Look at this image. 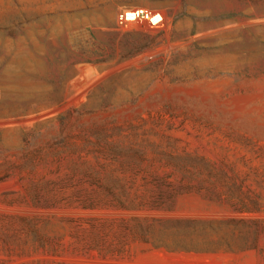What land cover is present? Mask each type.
Returning a JSON list of instances; mask_svg holds the SVG:
<instances>
[{
	"label": "rangeland",
	"instance_id": "1",
	"mask_svg": "<svg viewBox=\"0 0 264 264\" xmlns=\"http://www.w3.org/2000/svg\"><path fill=\"white\" fill-rule=\"evenodd\" d=\"M0 264H264V0H0Z\"/></svg>",
	"mask_w": 264,
	"mask_h": 264
},
{
	"label": "built area",
	"instance_id": "2",
	"mask_svg": "<svg viewBox=\"0 0 264 264\" xmlns=\"http://www.w3.org/2000/svg\"><path fill=\"white\" fill-rule=\"evenodd\" d=\"M164 22V14L161 11L143 7L126 9L118 14V23L123 27L146 25L152 29H156L162 27Z\"/></svg>",
	"mask_w": 264,
	"mask_h": 264
}]
</instances>
